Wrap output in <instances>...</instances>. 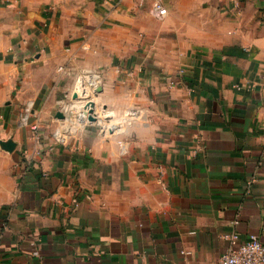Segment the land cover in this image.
<instances>
[{"label": "crops", "instance_id": "1", "mask_svg": "<svg viewBox=\"0 0 264 264\" xmlns=\"http://www.w3.org/2000/svg\"><path fill=\"white\" fill-rule=\"evenodd\" d=\"M153 1L0 0V264L264 245V31L218 0Z\"/></svg>", "mask_w": 264, "mask_h": 264}, {"label": "built area", "instance_id": "2", "mask_svg": "<svg viewBox=\"0 0 264 264\" xmlns=\"http://www.w3.org/2000/svg\"><path fill=\"white\" fill-rule=\"evenodd\" d=\"M152 11L158 17L167 15V9L160 0L153 1ZM32 130L35 131L36 126ZM225 239L228 246L217 260L196 264H264V245L256 233H250L245 240L240 241L237 232H232L225 235Z\"/></svg>", "mask_w": 264, "mask_h": 264}, {"label": "rangeland", "instance_id": "3", "mask_svg": "<svg viewBox=\"0 0 264 264\" xmlns=\"http://www.w3.org/2000/svg\"><path fill=\"white\" fill-rule=\"evenodd\" d=\"M234 4L231 8L233 14L227 10H223L222 6ZM218 19L221 21L228 19H237L240 17L238 10H246L250 23L257 25L259 30L264 31V0H218ZM102 108V107H101ZM86 121V120H85ZM35 126V125H34Z\"/></svg>", "mask_w": 264, "mask_h": 264}, {"label": "water", "instance_id": "4", "mask_svg": "<svg viewBox=\"0 0 264 264\" xmlns=\"http://www.w3.org/2000/svg\"><path fill=\"white\" fill-rule=\"evenodd\" d=\"M99 91H101V88L100 87L97 88L96 92H99ZM73 96L74 97H77V93H74ZM92 113L93 112H92V107H91V109H89V111H88L87 118H86L88 121H91V122L92 121H96V118H95V116ZM57 116L60 117V118H63L64 117V114L61 113V112H58L57 113ZM0 145L5 150L11 152L15 148L16 143L14 141H12V140H7V141L0 140Z\"/></svg>", "mask_w": 264, "mask_h": 264}, {"label": "bare ground", "instance_id": "5", "mask_svg": "<svg viewBox=\"0 0 264 264\" xmlns=\"http://www.w3.org/2000/svg\"><path fill=\"white\" fill-rule=\"evenodd\" d=\"M83 84V81H79V85L81 87V85ZM87 110V108H85Z\"/></svg>", "mask_w": 264, "mask_h": 264}]
</instances>
